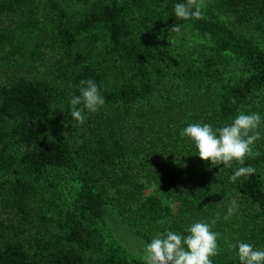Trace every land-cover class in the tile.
<instances>
[{
  "label": "trees",
  "instance_id": "obj_1",
  "mask_svg": "<svg viewBox=\"0 0 264 264\" xmlns=\"http://www.w3.org/2000/svg\"><path fill=\"white\" fill-rule=\"evenodd\" d=\"M202 1L201 17L181 19L177 0H0V209L10 220L0 264H145L108 232V205L147 242L163 222L182 233L215 220L213 264H240L229 242L264 249V146L225 167L180 136L188 123L217 127L239 111L264 118V0ZM86 78L105 104L78 122L68 99ZM170 79L184 94L136 107ZM161 152L174 168L157 165ZM246 165L255 172L231 179ZM67 175L74 194L63 190ZM143 179L178 212L146 196Z\"/></svg>",
  "mask_w": 264,
  "mask_h": 264
},
{
  "label": "clouds",
  "instance_id": "obj_2",
  "mask_svg": "<svg viewBox=\"0 0 264 264\" xmlns=\"http://www.w3.org/2000/svg\"><path fill=\"white\" fill-rule=\"evenodd\" d=\"M201 8V0H177L173 13L181 19L199 18ZM172 30H178V25ZM77 88L79 94L69 96V112L75 121L83 122L87 113H95L105 104V97L91 78L81 79ZM262 123L264 118L259 112L239 111L230 122L217 127L210 123H188L181 128L180 136L191 140L195 154L205 161L227 167L235 160L243 165L245 156L256 155L252 145L261 136ZM254 172L252 165L241 166L233 171L231 179ZM232 212L233 207L229 206L224 218L227 219ZM214 223L215 220H195L185 226L182 233L170 228L157 232L144 245L145 264H213L211 257L217 254L219 237L218 232L211 230ZM228 247L235 250L240 264H264V249L242 240L229 242Z\"/></svg>",
  "mask_w": 264,
  "mask_h": 264
},
{
  "label": "rangeland",
  "instance_id": "obj_3",
  "mask_svg": "<svg viewBox=\"0 0 264 264\" xmlns=\"http://www.w3.org/2000/svg\"><path fill=\"white\" fill-rule=\"evenodd\" d=\"M201 3L202 5H204L202 0ZM181 29L185 31L187 37L191 41L194 42L202 41L201 36L189 25L182 26ZM54 62H55V56H52L51 54V56L48 57L47 61L43 64L42 69L44 71L47 70V68L51 69ZM185 91H186V87L180 81H177L175 79H170L166 82L162 94L157 93L156 95L151 96L146 100H141L136 104V107L139 109L146 108L151 103L161 102V99L163 98L162 95H165V98L163 99L165 100L167 96L182 95L184 94ZM259 130L261 131V136L255 142L261 143L264 146V123L261 124ZM155 162L160 168H163L165 170H171L176 166L178 160L177 158L168 155L166 152H161L155 159ZM143 182L145 185L144 194L146 196L153 194L158 195L165 203L171 206L175 214L178 212V208H179L178 202L173 201L166 194L158 191L157 187L153 183H150L145 179H143ZM62 187L66 194H74L79 189V183L75 178L71 177L70 175H67L62 181ZM105 221L108 232L112 234L134 257L140 260H144L143 250H144V245L147 243V241H145L137 234H135V232L131 229V227L122 220L118 210L111 205H108L106 207ZM9 223L10 220L8 214L0 209V234L6 233L4 231V228L7 225H9ZM166 225L167 223L163 222L162 224L157 226L155 234L157 232H162L163 229L166 227Z\"/></svg>",
  "mask_w": 264,
  "mask_h": 264
}]
</instances>
